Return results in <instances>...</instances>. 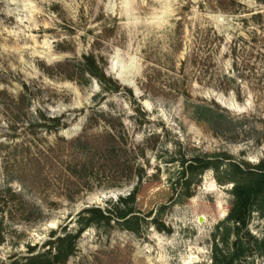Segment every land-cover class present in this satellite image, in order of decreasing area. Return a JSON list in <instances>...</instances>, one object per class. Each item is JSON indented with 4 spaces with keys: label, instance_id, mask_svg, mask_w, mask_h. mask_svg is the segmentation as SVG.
<instances>
[{
    "label": "rangeland",
    "instance_id": "obj_1",
    "mask_svg": "<svg viewBox=\"0 0 264 264\" xmlns=\"http://www.w3.org/2000/svg\"><path fill=\"white\" fill-rule=\"evenodd\" d=\"M90 53L103 82L51 70ZM108 132L127 151L98 146ZM224 154L264 157V0H0V264L135 188L138 230L101 220L58 264H213L233 184L224 166L175 183L182 159Z\"/></svg>",
    "mask_w": 264,
    "mask_h": 264
},
{
    "label": "trees",
    "instance_id": "obj_2",
    "mask_svg": "<svg viewBox=\"0 0 264 264\" xmlns=\"http://www.w3.org/2000/svg\"><path fill=\"white\" fill-rule=\"evenodd\" d=\"M81 65L77 66L71 61L60 62L53 66L51 70L54 68L55 71L64 68V71L67 72L82 70V76H85L84 72H89L102 82L104 81L105 72L99 65L97 56L94 53L85 55L82 68ZM63 76L71 77L73 74L68 73L63 74ZM54 121L58 123L56 130H60L67 125V123L60 124V118H54ZM106 134L104 139L99 141L98 146L105 149L112 147L117 149L115 146L122 143L118 146L121 147L122 151H127V147L123 144V142L125 143L124 138L113 134V132ZM62 140L65 139L62 138ZM88 144L87 140V147ZM223 166L225 167L223 172L228 177L226 181L233 184L231 189L233 201L226 219L217 226V236H215L213 246V264H243L248 256L258 254L264 257V230L262 236H257L249 228L254 213L264 217V157L257 164L232 160L227 154H224L223 157H220V155H196L193 159H182V168L175 185L189 191L191 185L195 183V175L202 174L208 168L221 172L220 169ZM221 181L223 180L221 179ZM187 195L191 196L192 194L188 192ZM136 199L137 192L135 188L127 196H121L115 208L91 207L85 209L80 219L81 226L76 234L61 235L55 240L49 241V245H52V247L48 250L28 255L25 258H16L9 264H58L64 262L74 252L75 239L78 235L90 225L101 220L111 221L115 217V219H125L124 222L128 227H130V223L136 221L138 230L140 228L139 217L135 213L134 206ZM232 237H234V240L231 242ZM31 249L34 250L35 247L32 246Z\"/></svg>",
    "mask_w": 264,
    "mask_h": 264
}]
</instances>
